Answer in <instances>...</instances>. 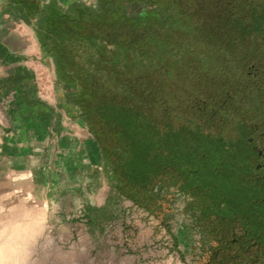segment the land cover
<instances>
[{
  "label": "rangeland",
  "instance_id": "rangeland-1",
  "mask_svg": "<svg viewBox=\"0 0 264 264\" xmlns=\"http://www.w3.org/2000/svg\"><path fill=\"white\" fill-rule=\"evenodd\" d=\"M60 3L68 13L77 6L101 11L99 0ZM124 5V20L109 11L93 19L108 26L97 36L101 45L93 59V79L85 82L86 108L111 101L143 113L155 111L158 120L165 117L161 108H169L198 117L210 136L223 133L226 139L229 124L220 123V107L229 114L236 107L230 121L246 109L248 128L264 125V83H259L264 46L257 35L264 23V0H141ZM139 13L152 19L144 22ZM81 23L71 30L85 36L90 29ZM75 47L70 46L79 54L73 65L81 72L87 51ZM55 69L33 23L0 8V181L6 185L0 182V232L14 221H37L32 238L7 264H206L212 239L186 212V195L172 189V204L147 208L122 194L85 108L72 101L75 86L64 85ZM244 149L224 153L234 158ZM4 238L1 234L0 241Z\"/></svg>",
  "mask_w": 264,
  "mask_h": 264
},
{
  "label": "trees",
  "instance_id": "trees-1",
  "mask_svg": "<svg viewBox=\"0 0 264 264\" xmlns=\"http://www.w3.org/2000/svg\"><path fill=\"white\" fill-rule=\"evenodd\" d=\"M135 1L141 0H99L98 19L109 11L124 20L125 2ZM144 16V22L152 19L149 13ZM66 20L64 25L71 28L73 23ZM72 45L84 49L79 41ZM94 45L99 49L101 41ZM261 110L264 113V104ZM85 111L122 194L148 208L151 203L172 204V189L183 193L186 212L196 217L212 239L203 258L206 264H264V164L252 175L245 165L251 154L243 159L224 153L244 142L237 131L239 125L248 123L243 113L246 109H240L235 121H230V114L236 107L230 114L223 107L217 110L220 123L229 124L227 139L223 133L210 136L198 117L164 107L160 114L165 116L163 120L155 119V111L143 113L134 105L122 107L111 101L108 106L94 105ZM119 112L125 117L118 118ZM259 161L264 163V157Z\"/></svg>",
  "mask_w": 264,
  "mask_h": 264
},
{
  "label": "flooded vegetation",
  "instance_id": "flooded-vegetation-1",
  "mask_svg": "<svg viewBox=\"0 0 264 264\" xmlns=\"http://www.w3.org/2000/svg\"><path fill=\"white\" fill-rule=\"evenodd\" d=\"M8 2L13 11L25 16L28 23H33L38 37L42 40L45 52L51 56L55 62L57 77L64 85L75 86L77 93L72 99L73 103L83 109L86 108L82 102L84 96L86 97L84 94L85 82H91L93 79L92 74L96 71L93 69L94 67L92 64L94 61L93 59L97 57L98 48L94 43L98 42L97 36L99 35V29H101L100 33H103L105 27L108 26L107 23L100 25L98 21L93 20L95 17H98L97 14L99 13L83 9L82 6L73 7L72 12L68 13L62 11L55 2H49L46 6H42L40 0H8ZM59 14L63 15L65 19L59 18ZM105 14L106 13H103L104 17ZM139 15V18L141 19L145 17L140 13ZM67 18L71 23L80 26H83V23L81 22L84 21V23L87 24L86 26L90 29V32L86 33L85 37L79 33L80 31L71 30L70 27L64 25ZM74 19L77 20L74 21ZM257 35L261 41L260 43L264 46V23L259 25ZM72 37L74 38V41L81 42L84 46L83 48L87 51L82 53L83 59L80 61L79 65L84 73H82V71H77L74 68L73 59L77 54L70 50V46L74 43L73 40H70ZM57 38H60V40ZM87 60L90 61L89 65L86 64L88 63ZM258 74V72H252V77L255 76L257 78L259 76ZM260 79L259 83H264V78L260 77ZM241 125H245L246 127L245 131H237L238 136L245 138V141L239 145V147H245L241 157L245 159L248 154H251V160L245 159V165L247 167L246 171L248 173L251 171V173L253 172L252 175H257L256 172H258V169L264 164L259 161V158L264 157V125H257V127L255 125V127L252 128V131H248V127H250L249 123H243ZM252 166L254 169L251 170Z\"/></svg>",
  "mask_w": 264,
  "mask_h": 264
},
{
  "label": "bare ground",
  "instance_id": "bare-ground-1",
  "mask_svg": "<svg viewBox=\"0 0 264 264\" xmlns=\"http://www.w3.org/2000/svg\"><path fill=\"white\" fill-rule=\"evenodd\" d=\"M93 2V1H92ZM83 135H88L87 134V132L85 131V130H83ZM89 137V136H88ZM15 167V166H14ZM3 168V167H2ZM1 168V169H2ZM36 168V167H35ZM4 169V168H3ZM32 169V168H31ZM3 171V170H2ZM13 172V171H12ZM16 173V172H15ZM2 174V173H1ZM24 174V173H23ZM17 175V174H16ZM15 175V176H16ZM14 176V177H15ZM23 176V175H22ZM27 176H29V175H27ZM9 178H10V176H9ZM16 178V177H15ZM14 178V179H15ZM7 180H8V178H7ZM31 181V180H30ZM1 182V181H0ZM3 182V181H2ZM1 182V183H2ZM3 184L4 183H2V186H3ZM12 185H14V184H12ZM17 185V184H16ZM25 186V185H24ZM28 186V185H27ZM3 187H6V185L5 186H3ZM15 188H16V186H14ZM19 187V186H18ZM30 187V186H29ZM7 188H9V187H7ZM22 188V187H21ZM2 189H4V188H2ZM29 189V188H28ZM16 190V189H15ZM18 190V189H17ZM3 191V190H2ZM8 191V190H7ZM21 191V190H20ZM23 192H24V190H22ZM26 191H27V188H26ZM32 191H33V189H32ZM6 192V191H5ZM9 193H10V191H8ZM16 192V191H15ZM19 192V191H18ZM23 192H19V195L21 194V193H23ZM34 192V191H33ZM32 192V194H34ZM8 193V194H9ZM25 193V192H24ZM27 193V192H26ZM4 194V193H3ZM2 194V195H3ZM11 194H13L12 193V191H11ZM28 194V193H27ZM30 194V193H29ZM10 195V194H9ZM19 195H18V198H19ZM24 195V194H23ZM4 196V195H3ZM2 196V197H3ZM5 196H7V195H5ZM26 196V195H25ZM33 196V195H32ZM24 197V196H23ZM9 198V197H8ZM17 198V197H16ZM17 198V199H18ZM21 198H22V196H21ZM17 199H16V201H17ZM27 199V198H26ZM29 199V198H28ZM19 200V199H18ZM32 200V199H31ZM34 201H36L35 199H34ZM33 201V202H34ZM10 202V201H9ZM12 203V202H11ZM10 203V204H11ZM21 203V202H20ZM25 202H23V204H24ZM9 204V206H11ZM15 204V203H14ZM22 204V203H21ZM44 204V203H43ZM13 205V204H12ZM42 205V204H41ZM8 206V208L10 209L11 207H9ZM21 206V205H20ZM23 206V205H22ZM26 206V205H25ZM24 206V207H25ZM46 206V205H45ZM28 207V206H27ZM26 207V208H27ZM39 207H40V205H39ZM13 209H14V207H12ZM18 208V207H17ZM25 208V209H26ZM28 208H30V206L28 207ZM15 210V209H14ZM24 210V209H23ZM27 211V210H26ZM26 211H23L24 213L26 212ZM42 211V210H41ZM22 212V211H21ZM20 212V213H21ZM31 221V223H15L16 221H14V223L13 224H11V225H9V227L7 228V227H5L4 229H3V231H1L0 232V235L1 234H3V235H5V238H4V240H1L0 241V264H7L9 261H10V258H11V256L13 255V254H15V253H17L19 250H20V248L22 247V245H23V243L25 242V241H27V239L29 238V237H31L32 238V236L34 235V232L37 230V221H34V222H32V220H30ZM25 222V221H24Z\"/></svg>",
  "mask_w": 264,
  "mask_h": 264
},
{
  "label": "crops",
  "instance_id": "crops-1",
  "mask_svg": "<svg viewBox=\"0 0 264 264\" xmlns=\"http://www.w3.org/2000/svg\"><path fill=\"white\" fill-rule=\"evenodd\" d=\"M41 1V5L42 6H46L49 4V0H40ZM56 2V1H55ZM56 4H58L57 6H59L61 3H60V0L56 2ZM0 8H4V9H9L10 11L11 10V6H10V3L8 2V0H0Z\"/></svg>",
  "mask_w": 264,
  "mask_h": 264
}]
</instances>
